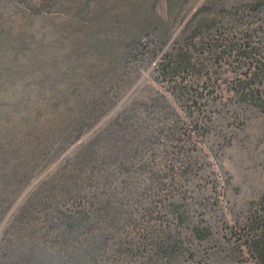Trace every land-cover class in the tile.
<instances>
[{"label": "rangeland", "instance_id": "rangeland-1", "mask_svg": "<svg viewBox=\"0 0 264 264\" xmlns=\"http://www.w3.org/2000/svg\"><path fill=\"white\" fill-rule=\"evenodd\" d=\"M28 1L49 19L39 54L58 77L71 66L75 77H102V39L86 36L113 35L123 17L145 25L106 76L102 109L114 106L65 154L120 115L121 151L92 141L104 162L84 193L113 203L122 222L93 256L92 239L66 242L56 220L80 213L77 199L16 220L52 165L0 209V264H264V109L250 95L264 78L248 80L264 77V0ZM180 58L185 67L168 71Z\"/></svg>", "mask_w": 264, "mask_h": 264}, {"label": "trees", "instance_id": "trees-1", "mask_svg": "<svg viewBox=\"0 0 264 264\" xmlns=\"http://www.w3.org/2000/svg\"><path fill=\"white\" fill-rule=\"evenodd\" d=\"M21 2L30 12L23 13L19 0H0V209L13 206L32 179L54 165L19 204L16 220L23 219L39 205L43 209L51 205L58 209L62 201L77 199L84 203L80 213L75 216L59 213L56 217L63 224L61 235L70 242L85 234L93 240L90 255L96 254L102 249L103 233L122 221L116 217L113 203L99 204L96 197L84 193L86 182L93 178L100 162H104L100 155L105 152L97 153L92 141L104 138L103 144L107 141L108 149L119 153L121 149L114 137L118 132L113 135L112 127L120 115L73 154H65L114 106L109 102L107 109H102L103 92L113 84V77L106 76L126 57L130 44L140 40L145 21L129 27L128 18L123 17L113 35L100 32L86 36L87 42L99 35L102 39L105 47L102 77H75L72 66L69 72L65 71L67 76L58 77L51 63L43 61L39 54L43 43L41 28L49 19L44 20L31 1ZM8 9L15 10L16 19L8 16ZM185 63L182 58L174 65L168 63V71L178 72ZM163 64L164 59L160 65ZM250 64H254V59ZM260 78L264 77H257L253 71L248 80ZM250 95L264 109V90L253 89ZM189 96V100H195V95Z\"/></svg>", "mask_w": 264, "mask_h": 264}]
</instances>
